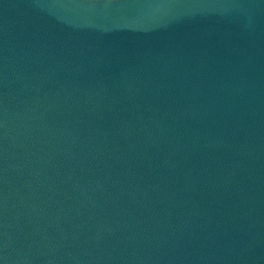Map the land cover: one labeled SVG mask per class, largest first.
I'll return each instance as SVG.
<instances>
[{"label":"water","instance_id":"1","mask_svg":"<svg viewBox=\"0 0 264 264\" xmlns=\"http://www.w3.org/2000/svg\"><path fill=\"white\" fill-rule=\"evenodd\" d=\"M0 264H264V0H0Z\"/></svg>","mask_w":264,"mask_h":264}]
</instances>
